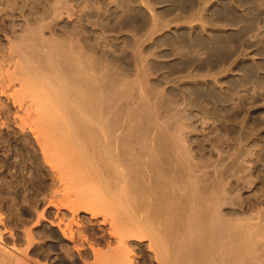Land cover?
Masks as SVG:
<instances>
[{"label": "bare ground", "instance_id": "1", "mask_svg": "<svg viewBox=\"0 0 264 264\" xmlns=\"http://www.w3.org/2000/svg\"><path fill=\"white\" fill-rule=\"evenodd\" d=\"M19 2L0 0V35L12 42L8 55L0 51V63L7 61L4 72L0 68V85L15 87L10 91L1 85L9 92L1 87L0 92L13 97L20 92L22 103L19 98L16 102L26 116L16 110L24 123L17 125L24 131L23 125L31 122L28 126L44 160L50 165L58 159L63 167L55 161L51 166L66 170H58L61 182L82 187L67 192L69 204L61 216L48 219L57 263L264 264V221L247 224L242 217H228L225 173L215 184L210 180L202 184L211 168L198 167L201 164L195 162L182 135L169 133L145 92L132 98V82L108 74L99 55L94 59L90 54L89 59L70 47L72 43L62 44L42 32L39 36L33 32L37 38L31 36L33 30L30 36H20L16 30L3 32L1 5L11 10ZM50 6L41 17L45 23L57 20L76 26L84 21L80 15L73 19L68 0H54ZM7 14L5 18L16 22V13ZM42 221L41 213L35 223ZM31 226L24 227L23 247H8L0 236V264H47L31 254L37 243ZM95 227L98 231L90 230ZM98 232L106 238V250L100 247ZM144 247L149 254L143 259L136 256V248ZM87 250L90 259L85 257Z\"/></svg>", "mask_w": 264, "mask_h": 264}, {"label": "rangeland", "instance_id": "2", "mask_svg": "<svg viewBox=\"0 0 264 264\" xmlns=\"http://www.w3.org/2000/svg\"><path fill=\"white\" fill-rule=\"evenodd\" d=\"M68 1L74 8L73 19L83 17L79 26L57 20L47 25L43 21L54 0H20L11 10L1 5L5 9L1 14L3 32L16 30L20 36H28L33 30L30 34L36 38L42 32L62 44L72 43L70 47L83 51L89 59L90 54L92 58L99 55L111 72L108 74L132 82V98L145 92L169 133L182 135L195 162L202 165L198 167L211 168L208 176L213 175L212 179H200L202 184H215L219 174L225 173L228 203L224 210L228 217H242L247 224L264 221V0ZM12 12L16 22L5 18ZM11 43L0 35V51L6 55ZM6 62L0 63L3 72ZM9 94L0 92V124H6L0 126L1 240L8 247L25 246L24 227L32 224L37 237L32 256L43 263L58 264L56 239L48 219L61 216L69 204L67 192L82 187L80 183L68 187L61 182L60 168L53 167L60 162L55 156L57 161L50 165L44 160L28 126L31 122L22 126L24 131L19 127L24 124L20 118L26 116L17 103L20 92L13 93L15 97ZM16 110L24 114L19 116ZM41 213L44 221L38 225L35 220ZM90 230L98 231L96 227ZM97 236L100 247L106 250V238L100 232ZM136 252V256L148 258L145 247L136 248ZM85 257L91 258L89 250Z\"/></svg>", "mask_w": 264, "mask_h": 264}]
</instances>
